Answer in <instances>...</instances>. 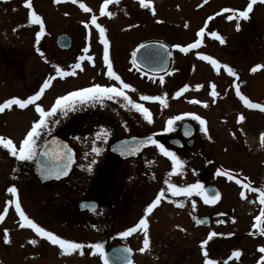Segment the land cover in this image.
Masks as SVG:
<instances>
[{
	"label": "flooded vegetation",
	"instance_id": "flooded-vegetation-1",
	"mask_svg": "<svg viewBox=\"0 0 264 264\" xmlns=\"http://www.w3.org/2000/svg\"><path fill=\"white\" fill-rule=\"evenodd\" d=\"M1 1L3 0H0V2ZM16 1L18 2L21 19L24 18V22L26 24V21L29 20V12L31 10L25 6V0ZM133 1L134 0H119V3L110 4L106 11L113 13V15L111 16L100 15V8L103 6V0H77L75 4L72 3L71 0H61L60 3H56L55 0H48V3L46 2V0H31V3L33 5V10H35L38 15H48V24L46 25V27L54 24V22L57 21L58 17L62 18L63 20L68 19V14L73 12L72 17L74 20H76L79 15L80 17L83 16V18H87V20H90L92 15H96L98 17V23H100L106 28L107 34L109 28L103 22L104 19L106 23H112L114 22L116 17H119L120 15H131L134 10L131 7V5H133L134 3ZM167 1L169 0H163L162 3H165ZM174 1L175 3L172 6L171 4L166 6L167 11H164V13L182 17L184 11L190 12L191 17L193 16V21L196 20V23L192 24L191 22L190 25H187V28H193L190 32L191 36L195 38L190 43H194L197 39H201L202 44L199 48H194L189 50L187 53H182L181 51L176 50L173 47V45H176L175 42L169 43L166 41H161L171 49V68L169 69L167 75L163 77V80L172 78L175 79L176 83H181V81H183V78H181L182 74L180 73V71L176 72L174 69L175 58H190L192 60L191 63L193 65L196 63L207 69L206 74L210 77L208 79H205L206 84L201 81H198L197 85H201L202 87L197 89L194 87L196 95L205 92V94L203 95V97H205V100H202V103L206 102L207 106L205 107L203 105V107L201 103L198 104L192 101V103H194L192 109L190 110V112L184 113H194L199 115L201 118L205 119V127L208 129V132H202L200 130L201 126L199 125V122L193 120L190 116L184 117V119L180 121H176L174 125V131H163L167 127V120L157 122L158 127L155 131H151L149 130L151 129V127L148 126L151 123L147 121H137V114L141 113L136 111L131 106L125 107V101H123L122 98L119 99L120 103H101L99 101H87L85 103L75 104L74 110H78V112L76 115L71 116L69 118L70 122H73V124L71 125L73 127V130H77L76 137H74L75 134L70 131L69 124L62 125L59 130L54 132V135L67 140L69 144H71L70 140L80 138L81 135L87 136V134L84 133V129L91 125V121H89V118H87V114L103 112L102 109L107 107L109 108V112H116V117H118L120 112L123 113L127 119L124 120V118L122 117L123 121L118 122L119 118H116V124H119L120 126H122L123 124V126L126 128V133H123L122 135H118L116 137H107L108 147L106 150L107 153L103 158V162L96 170H94V174L91 176L88 183H83V185L60 184V182L64 181L65 179L71 178L70 173L71 171H73L72 169L65 179H61L59 181L41 180L34 168V162L36 157L31 161H17L22 162V164H16L15 169H13L14 167L10 169V173L8 176L7 167L10 161L13 162V156H11L10 152L7 149H4L2 146H0V215L4 216V219L0 221V262H2V264H10V262H12V264H104V256H101L99 252H95L89 247V245L95 243L102 244L104 247L105 254L111 247L118 245L127 246L126 244L122 243L124 242V240H130L131 238H135L136 236L145 237L144 229H138L136 232L130 234L127 237L120 236L121 232H124L128 228L135 226L141 218H146L148 221V234L154 232H161L164 235L168 234H166V232H169L168 230H171L174 227V225H171L172 216H178L176 211H179L181 207H178L177 204H174L172 202L169 203L161 201L151 213L146 214L145 209L147 205L152 200H154L159 193H153L150 189H148V187L145 186L149 182L151 176L149 172L144 170L143 168H145L146 164L149 161L156 158L165 161V163L163 164V168L161 167V177L164 179L165 182L169 181L177 184L178 182L176 179V173H172L171 171V159L165 157L159 151V148L157 146L151 145L144 147L134 158L124 161L120 160L109 152V146L113 142L120 139L144 138L148 136H153L154 139L164 144L165 147L169 148L170 151H174L180 158L187 156H189L188 158H190V156L194 158H200V155H203L204 157L207 156V161H212V163H209L208 165V170L211 171L213 174H216L217 169L234 170V168H230L229 166H227L226 163L220 160L223 158H216L217 152H220V157L228 159V163H231L230 161L237 162L238 160L240 163V168L243 164V168L239 169L242 170L239 173L240 175H242V177L238 178L241 179L243 183L250 182L252 187H264L261 182H255L254 179L245 180L244 178L247 177V172L243 170L245 169L248 171L250 169L253 173L257 172L259 169L260 172L264 171V143H262L260 139L261 134H264V130L261 132V134L255 136L256 138H251V135L248 134L247 131H245V127L247 124V115L259 114L261 116L264 111L247 107L243 100H241L240 97L236 94L235 87L236 84H239L241 94L251 100L247 94L248 82L245 79H251L254 73L251 71L252 68L248 66V63H245V69H243L242 67V70H239V68L229 64L228 60H221L215 55V50L222 48L221 45H217L220 44L219 41L216 42L208 40L210 38H213L210 35L212 31H216L219 35L223 37L229 35V33L241 35V33H244L247 30V27L250 23L259 24L262 30L258 29L259 26L254 27V31L257 33V39L250 41V44L256 45L255 47L257 48V54L259 55L257 64L263 65L262 60L264 59V4L257 2L254 5L253 11L250 13V18L248 20L240 19L238 21L235 18L233 20H228L226 18V25H216L214 21L217 17L227 16L231 14L222 12V9L229 8L243 10L249 0H223V2H220L218 6H215L214 1L204 0V4L205 6H207V8L205 9L206 12L211 13H207L206 19L207 21H209L208 17L212 16L213 22L209 24L207 23L205 35L203 37H199L197 33L201 27H205L206 22L204 18H202L201 22H197L200 20V17L197 14V11L199 10L198 6L200 4V0ZM81 3L91 8L92 12H85L80 7ZM44 9L46 11H44ZM55 15H57L58 17H55ZM257 16L259 17V21H257L256 19ZM77 23L79 24V22ZM237 23H239L240 25L239 30H237L236 28ZM30 25L31 26L28 29L34 30L38 28V26H36L35 24L30 23ZM64 25L66 26V29L69 27L68 22ZM125 28L126 27L124 26L121 27V33L129 34L131 31L126 30ZM66 29L65 31L60 32L56 36V38L60 35H67L71 39L69 43V48H58L56 45L55 38L54 41L50 42V49L52 57L57 58L56 62H46L48 66L58 65L66 71H74L76 75L58 77L55 75L54 72L52 73L54 79L50 81V86L51 84L56 85V83L59 81L66 82L67 80H71L75 84V90H77L83 87L91 86L94 81L98 82L102 80V78L103 80H105L107 77V67L103 62V44L100 42V40H96L99 38V36L94 39V36L91 35V40L81 41L80 43H78V45L75 46V42L73 41L72 37L68 34V31ZM173 31L174 30H170L168 33L171 34ZM151 40H157V38H153ZM147 41L149 40L135 44H133L134 42L131 43L127 40H118L115 42L109 41L110 60L112 61L113 69L117 72L118 75L121 76V78L125 82L131 84V80L135 79L141 80L144 83L150 81L160 82V78L153 79L141 73L132 66V53L140 44ZM241 43L243 44V42ZM242 44L239 53H243L240 57V62L242 61L244 64V52L248 43L246 40H244L245 48L243 52ZM224 45L227 48L228 44L226 42L224 43ZM37 47L38 46H34L33 49ZM86 47L89 49L88 52L83 51V49ZM197 53L210 55L213 58L219 60L222 65L227 64L228 66H231L236 70L237 76L233 77L223 67H221L218 72L210 64V62L200 59ZM81 55H84L86 57L91 56L93 59L80 61L79 57ZM48 58L51 60H55L51 57H46V60ZM140 60H142L144 63H147V59L145 57H141ZM10 61H14L16 62V64H21V68H24V66L25 68H27L29 66V63L25 62V60H19L18 58L9 60L6 57L0 56V66L10 63ZM75 63H80L82 65V68H72V65ZM33 65H35V72H32L33 80L31 83V88H29L30 91L28 90L26 92L23 88H20V90L15 95H10L9 97L5 96L3 99L0 98V103L4 102L5 100L11 97L27 98V96L33 95L36 91L39 90L40 83L36 82V76L38 75L40 64L38 62H34L32 66ZM117 65H123V71H120V68ZM87 70L93 71V74L89 76L85 75ZM203 73L204 72L198 74H188V78L185 76V79L190 81L193 79V75L196 76V74L197 78L202 79L204 76ZM257 78L259 83L261 85L263 84L264 87V67L258 69ZM79 79L84 83L83 85H80L82 82ZM112 83L116 86H119V82L115 81L114 79ZM213 84L215 85V91L218 93L215 98H213L211 95V92L213 91ZM222 84L224 85L223 87ZM205 85H207L206 90H204ZM50 86L48 89L51 90ZM128 93L134 102L142 103L145 107L150 110L149 103H151V101H143L140 99L141 95H147L146 93L140 95H137L135 91H131ZM183 95L184 93H182L179 97H176L175 93L171 92V96L175 97V100L181 98ZM58 96H61V93L58 94ZM228 98L231 99L230 104L234 108L233 113L231 112V110L229 113H227L226 111L227 105L224 103ZM213 100H215V102H213ZM252 102L262 104L261 102ZM35 103L40 104V99L38 101H35L34 104ZM34 104L29 105L24 109H20L18 106H13L11 109H7L4 112H0V135L6 137V127L4 125L5 121H3L5 117H9L10 120L16 118L18 122L19 120H21V118H26L27 121H29L27 115H31L30 122L32 125V123L39 118V114L35 111ZM166 105V110L168 108H173L172 111H174V108L177 107L175 103H169ZM9 110L11 111V114L8 113ZM70 111L71 110H67V112ZM23 113H25L26 115H24ZM172 113L173 112H171L170 114ZM184 113H180L177 115L183 116ZM84 114L86 115L84 116ZM240 115H243L245 117L243 121L239 120ZM185 123L189 125L190 131L192 133V136L187 139L184 137L185 135L182 131V125ZM209 136L211 137V139H209ZM24 137H22V139ZM190 140L192 142L191 147L189 146ZM38 143L39 140L37 141V144ZM205 144L208 145V149H204ZM199 145L203 147L200 148ZM39 148L40 146L37 148V154ZM191 151H194V153L189 154V152ZM8 154L9 160H7L6 158V155ZM131 161L138 162L135 163L137 165L136 167L127 171L129 172L130 179L129 184L126 185L123 182V178H126V176H128L127 172L120 174L118 169L115 168V165L117 162ZM12 165L13 163L10 164V166ZM2 167L5 168L2 169ZM221 176L226 177L225 175ZM79 177L82 180L84 174H81L79 172ZM197 177L199 178V176ZM81 180L78 179V177L76 176L75 182L79 181L81 183ZM8 181L11 183V187L15 186L17 188V196L14 197L11 193L7 191ZM202 182L205 186L210 184L216 187L217 191H219V193L221 194L219 186H217L216 182L213 180V176H210L208 180ZM234 186L237 190L236 195L239 203L244 204L250 202V205L254 208H264V205L259 204L258 193L243 189V187L241 188V190H238L235 184ZM241 191L245 192V198H242L240 196ZM17 198L21 203L22 209L25 211L26 215L29 218L34 219L35 222L40 224L46 230H50L54 234H57L62 238L82 243L85 245V247L82 250H78L77 252L61 255V250L58 245H52L49 241H47L46 238L39 237L34 232V230H31L26 227V230H30V233H23L25 236L28 237L21 239L20 244H23L25 247L28 246L29 248L23 250L19 248L17 252L8 254L5 248L6 243L4 241V230H8L7 213L9 210L15 209V204L12 203L11 205H9L7 202L9 200L15 201ZM197 200L199 204V200H202L201 203L204 206H207V208L211 210V213L213 212L212 215L211 213L210 215L208 214L209 216L204 214L200 215V217H208V225L206 227H201L196 222L199 229H205L208 231V235L211 232L216 233L217 229H219L218 227L224 228L229 225V223L227 224V221L225 222L220 216H224V218L228 221L233 220L234 213L232 207L227 205V208L225 207L221 209L224 204L222 198H220L215 204H205L201 197H197ZM84 203L91 204H88V207H84ZM92 205H95L94 211L90 210ZM5 208L8 209L6 213L4 212ZM125 212H129V216H126L124 214ZM259 214L260 211L256 212L253 216H251L249 219V224L246 220H244L245 222L241 224V226H237L240 229L243 228V235L245 237H251L252 239L256 238L255 242L257 244L252 248V251L246 253L245 248V251L242 252L243 254L250 255L252 258H254L251 264H258L260 256L264 255V253H260L258 251V248L260 246H264V235H260L259 230L252 227V225L256 223L255 217ZM200 217L198 216L195 218L199 219ZM121 218L125 219L120 222L119 220ZM14 219L16 224H18L17 226H20L21 221L19 218V214L16 211ZM239 220L236 221L238 222ZM237 222H235V225H231L234 231L237 230ZM120 230L122 231L119 232ZM9 233L12 234V231H8V235ZM253 233H255V235H253ZM229 236L232 237L233 235L230 234ZM215 237H213L209 241L210 249L208 255L210 256V258H207L216 260L217 262L221 261V264H225V261L227 262V264L232 263L233 261L235 262V260L239 262L240 257L235 258L231 256L232 252L235 250H220L219 248H215ZM32 239H36L37 244H31L30 241ZM105 239L106 242H111V244L106 246ZM128 249L131 250L129 251L131 264H153L151 260H153V262L157 264L155 258H157L158 256L163 257L164 264H184L183 252L179 249L146 248L143 252L137 249ZM81 251L83 254H81Z\"/></svg>",
	"mask_w": 264,
	"mask_h": 264
},
{
	"label": "rangeland",
	"instance_id": "rangeland-1",
	"mask_svg": "<svg viewBox=\"0 0 264 264\" xmlns=\"http://www.w3.org/2000/svg\"><path fill=\"white\" fill-rule=\"evenodd\" d=\"M48 0H46L47 2ZM51 1V0H50ZM207 1V0H206ZM215 2V6H218L220 2H223V0H210ZM133 5L131 7L134 9L131 15L123 16L120 15L119 17H116L114 22H107L104 19V23L108 26V33L106 34V38L109 41H130L131 43H139L146 40H151L153 38H157V40L160 41H166V42H175L176 44H180L181 46H185L191 41H193L195 38L191 36V30L193 28L189 27L187 28L185 25H190L191 22L196 23L193 21V16L191 17L190 12L184 11L183 16H177V15H169L166 12V6H171L175 3L174 0H169L165 3H162L163 0H151L152 7L151 8H143L140 4V0H134ZM48 3V2H47ZM198 6V5H197ZM154 8L155 14H153L152 9ZM207 6L204 4V0H200V4L198 6L197 14L200 17V20L197 22H201L202 18H204L206 21L207 13L206 9ZM44 11H46L44 9ZM188 14V15H186ZM211 14V13H209ZM41 17L44 20L45 23V34L40 38V40L37 42L36 40V33L39 31V26L37 29H28L31 25L29 20L26 21V24L24 22V18L21 19L20 10L18 7V2L16 0H3L0 2V56L6 57L9 60L11 59H19V60H25V62L29 63V66L27 68L22 67L21 64L10 61V63H7L5 65L0 66V98L9 97L10 95H15L20 88H23L26 92L31 88V83L33 80L32 72L34 70L35 65L34 62H38L40 64L38 75L36 76V82L40 83V86H42L43 81L47 79L49 76H52V73H54L55 66L51 65L48 66L47 62H56L57 58L52 57L51 49H50V42L54 41L56 36L62 32L65 31V25L68 22V28L66 29L68 31V34L72 37L73 41L75 42V46L78 45L81 41L84 40H91V35L94 36V39L99 36L98 30L95 28L94 25H91L89 23L88 27H85V23L82 22H89L90 20H87V18H83V16L76 18V20L73 19L72 13L68 14V19L63 20L62 18L55 15L57 18V21L54 22L51 26L46 27L48 24V15L43 16L40 14ZM228 16V15H227ZM227 16H219L215 19V24H227L226 18ZM197 17V18H199ZM257 21H259V17H256ZM75 22V24H74ZM79 22V24L77 23ZM212 20L207 21V23H212ZM55 25V26H54ZM126 27V30H130L131 32L129 34H122L121 33V27ZM259 26V30H262L259 24H252L250 23L247 27V30L244 33L235 34V33H229V35L225 36V42L228 44L227 48L224 44H217L221 45L222 48L215 50V55L219 57L221 60L225 61L228 60L229 64L239 68V70H242L246 68V64L248 63V66L253 68L258 63V54H257V48L255 47V44H250V41L256 40L257 33L254 31V27ZM13 29H16V31H13ZM230 29V28H229ZM170 30H174L171 34L168 33ZM263 36H264V30H263ZM96 40H100L99 38ZM210 41H216L215 38L208 39ZM244 40L247 41V47L245 49V61L244 64L241 61L240 57L241 53H239L241 48V42H243V50L245 48ZM237 42V43H236ZM236 43V44H235ZM34 46H38L37 48L39 51H37V48L33 49ZM129 46V44H128ZM3 53H2V52ZM264 52V50H263ZM43 53V55H41ZM262 55V54H261ZM264 56V55H263ZM46 57H51L55 60L47 59ZM174 59V58H173ZM47 61V62H46ZM190 58H175L174 59V69L176 72L180 71L181 78H183V81L181 83H176L175 79L169 78L167 80H164V83L161 84L157 81H150V82H143L141 80L135 79L131 80V85L134 86L136 89V94H147V95H163L164 93H167L166 96V104L169 103H175L177 105L176 108H168L165 109V105H161L158 101H151L149 103L150 112L152 114V122L150 125L151 131H155L157 126V122L168 120L171 116H176L177 114L184 113V112H190L192 109L194 103L192 101L199 100L202 102V100H205V97L203 95L205 92H202L201 94L196 95L194 87L197 89V82L201 81L206 84V80L210 76L207 75V69L205 67H202L198 64H192ZM255 63V64H254ZM262 63L264 65V59L262 60ZM24 65V64H23ZM120 68V71H123V65H117ZM204 72V76L202 79L197 78V74ZM257 72H254L251 79L247 80L245 79L247 83V94L249 98L252 101L255 102H261L262 105H264V87L263 84L261 85L257 78ZM50 73V74H49ZM196 74V76L193 75L192 80H186L185 76L188 78L190 74ZM43 74V75H42ZM45 74V76H44ZM93 74V71L87 70L85 75L89 76ZM189 74V75H188ZM245 78V77H244ZM80 80V79H79ZM194 80V81H193ZM81 81V80H80ZM82 82V81H81ZM113 79H109L106 77L105 80L100 81H94L93 84H101V85H114ZM218 82V81H217ZM82 82L80 85H83ZM74 83L71 80H67L66 82L59 81L56 83V85L50 86V89H46L45 92L42 94L40 98V104L47 110L50 109V107L54 104L55 99L58 96V94L61 93V95H64L70 91L75 90ZM184 85H188L189 88L187 91L184 92V95L181 98H178L175 100V97L171 96V92L176 93V91L180 88H182ZM208 85V84H207ZM204 87V90H206V86ZM224 85L222 84V87ZM201 88V87H199ZM30 91V90H29ZM127 94L128 92H131V90H126ZM30 93V92H29ZM119 99L117 98L114 100H107L105 99L103 103H120ZM81 102H77L76 104H80ZM85 103V102H83ZM231 99H226V102L224 104L227 105L226 111L227 113L234 112L233 106L230 104ZM203 106L204 103H201ZM204 107V106H203ZM103 112L99 113H93V114H87V118H89V121H91V125H89L87 128L84 129V133L87 134V136H80V138H76L71 141V148L75 152L76 157V163L73 166L69 179H65L64 181L60 182V184L69 185V184H75V185H83V183H88L91 176L94 174V170H96L101 163L103 162V158L106 155L107 150V139L97 138V134L100 132L101 129H106L109 133L108 137L113 136L116 137L118 135H122L123 133H126V128L123 126H120L119 124H116V118L118 119V122H122L126 119V116L123 113L119 112L118 117H116V112L112 111L109 112V108L105 107L102 109ZM78 110H71L70 112H67L65 115L63 111H58L57 115L49 119V123L47 126V129L44 133L41 134V139L39 140L38 145L41 146L42 143L46 139H48L50 136L54 135V132L59 130L62 125L69 124L70 131L73 132L76 137L77 130H73V127L71 126L73 122H70L71 116L76 115ZM173 112L172 114H170ZM11 114V111L9 112ZM26 113V112H25ZM23 113L24 115H26ZM86 114H84L85 116ZM9 116V115H8ZM29 121H27L26 118H21L17 122L16 118L13 120H10L9 117H5L3 119L4 125L6 127L5 133L6 137L11 138L17 146L19 145L20 141L22 140V137H24L27 133V131L31 128V115H27ZM137 121H146L142 114H137ZM148 122V121H147ZM264 130V113L261 114V116L248 114L247 115V124L245 127V131H247L248 134L251 135V138H256L255 136L261 134V132ZM4 131V130H3ZM96 147L100 151L98 153H94L92 151V148ZM199 147H203L199 145ZM208 145L205 144L204 149H208ZM194 151L189 152V154H193ZM212 154V151H211ZM216 158H223L220 159L224 163L227 164L230 168H234L233 173L238 176L237 178H241L242 175L239 173L242 170H239L243 168V164L240 168V163L237 160V162L228 163V159H224V157H220L221 153L217 152ZM183 157L181 158L185 164L182 169H180L176 173V179H177V186H187L188 184L195 183L197 181H206L209 179L210 176H213V180L216 182L217 186L220 188V192L222 194V200H223V208H227V205L232 207L233 209V220L228 221L224 218V216H220L227 224L226 227H218L216 233V247L221 249H231V250H240L241 253L245 251L246 253L251 252L252 248L257 244L255 242V239H252L251 237H245L243 235V228H238L243 224L246 220L249 224V219L251 216H253L256 212H259L261 209L254 208L250 205V202L247 203H239L236 195V188L234 184L237 186L238 190H241L242 186L241 184L234 183V180L231 182H227V177L223 176H217L216 174H213L211 171L208 170V161L207 156L200 155V158H194L191 157L188 158ZM7 160H9V154L6 155ZM20 160H17V158L13 157V162L10 161L8 163V176H9V170L15 169L16 164H22V162H17ZM95 161V163H92ZM219 161V160H218ZM138 161H131V162H117L115 165V168L118 169L119 173H126L128 170L133 169L137 165ZM13 163L12 166L10 164ZM165 161H162L158 158L153 159L149 161L144 170L148 171L150 174V180L145 185L150 189L153 193L160 192L161 189L165 191V198L161 201L164 202H182L184 204V207H181L179 211H176L178 216H172L171 225L174 227L171 230H168L169 232H166L167 235L162 234L161 232H154L148 234L149 239V247L147 249H156V248H168V249H179L183 252V259L184 264H204L205 257L204 252L207 251L209 254L210 249V243L207 245H202V242L207 239L208 237V231L199 229V227L196 224L195 217H200V215H207L209 216L211 213V210L207 208V206H204L200 201V204L198 203L197 197L193 195L192 197H185L183 194L179 196H173L171 192L167 191V183L164 181V179L161 177V167L163 168V164ZM18 165V166H19ZM89 165H91V171H89ZM225 165V164H224ZM5 167H2V169ZM80 170V171H79ZM208 170V171H207ZM245 172H247V179H254L255 182H261L264 186V171L260 172V169L253 173L250 169L247 171L243 169ZM79 172L81 174H84V177H79ZM126 178H123V182L128 185L129 184V172H127ZM76 176L78 179L81 180V183L79 181L75 182ZM199 176V178L197 177ZM210 182V181H209ZM172 183V182H171ZM11 187V183L8 181V188ZM192 200L196 201V208H192ZM231 203V204H228ZM217 209V208H216ZM213 213V212H212ZM211 213V215H212ZM126 216H129V212L124 213ZM209 214V215H208ZM7 228L8 231H12V234L9 233L10 243H6L5 248L7 250L8 254L15 253L20 249H27L28 246H24L23 244H20L21 239L27 238L28 236H25L23 233H30V230H26V227L21 228L20 226H17L15 222V209H11L7 213ZM195 218V219H194ZM245 218V219H244ZM125 218H121L119 221L122 222ZM243 219V220H239ZM236 220H239L238 222ZM237 230L234 231L231 227V225H235ZM238 226V227H237ZM212 229V228H211ZM224 229V230H223ZM120 230L119 232H121ZM161 233V234H160ZM232 234L233 236H229ZM226 236V237H225ZM23 237V238H22ZM144 236H136L135 238H131L130 240H124V244L129 246L128 248H131L132 250H140V248L144 247L143 241ZM116 242V241H114ZM113 243V242H112ZM111 242H106L105 239V245H110ZM160 246V247H159ZM210 258V256L208 255ZM157 261V264H164L163 257L158 256L155 258ZM252 258L250 255H245L242 253L240 256L239 262L235 260L232 263L229 264H251ZM10 260V259H9ZM153 264H156L151 260ZM2 264V262H0ZM12 264V262H10ZM217 264H221V261L217 262Z\"/></svg>",
	"mask_w": 264,
	"mask_h": 264
},
{
	"label": "snow or ice",
	"instance_id": "snow-or-ice-1",
	"mask_svg": "<svg viewBox=\"0 0 264 264\" xmlns=\"http://www.w3.org/2000/svg\"><path fill=\"white\" fill-rule=\"evenodd\" d=\"M56 3H60L61 0H55ZM72 3H76L77 0H71ZM259 2L264 4V0H249L246 7L243 10L239 9H229L225 8L222 9V12L225 13H231L227 16L228 20H233L234 18L238 21L240 19L248 20L250 18V13L253 11L254 5ZM112 3H119V0H103V6L100 8V15H108L111 16L113 13L107 12L106 9L108 6ZM140 4L143 8H150L151 7V0H140ZM25 6L30 9L29 12V22L31 24H35L39 26V31L35 34L37 42L40 40V38L45 34V23L41 15H38L35 10H33V5L31 3V0H25ZM80 7L88 13L92 12V9L87 7L85 4L81 3ZM153 14H155L154 8L152 9ZM67 15V13H66ZM213 17L209 16L208 20H212ZM85 23V27L87 28L89 23L91 25H94L95 28L98 30L99 39L100 42L103 44V62L107 67L106 75L109 79H114L115 81L119 82V86L116 85H101V84H92L88 87H83L77 90L70 91L64 95H61L55 99L54 104L50 107V109H45L42 105L39 103H35V101H38L42 94L45 92L47 88L50 86V81L54 79V77L49 76L47 79L43 81L42 86H40L39 90L36 91L33 95L27 96V98H19V97H11L5 100L4 102L0 103V112H4L7 109H11L13 106H18L20 109H24L29 105L35 106V111L39 114V118L34 121L31 125V128L29 131H27L25 137L20 141L19 145L14 143V141L11 138H6L2 135H0V146H2L4 149H7L11 156L17 158L20 161H31L35 157H37V148L39 145L37 144V141L41 139V134L44 133L47 129L49 119L57 115L58 111H63L64 114H67V110H74V105L79 101L81 103L87 102V101H99L103 103L105 99L107 100H114L117 98H122L123 101H125L124 106L128 107L131 106L136 111L140 112L144 119L148 121L149 123L152 122V114L150 110L145 107L142 103L134 102L132 98L127 94L126 90L136 91L133 85L130 83L125 82L120 75L117 74L116 71L113 69L112 61L110 60V52H109V46L110 42L106 38V28L102 26L100 23H98V17L96 15H92L89 22H82ZM207 26V21L205 22V27H201L197 33L199 37H203L205 35ZM187 27V25H186ZM239 23H237L236 28L239 30ZM13 31H16V29H13ZM210 35L219 41L220 44L225 43V39L223 36L219 35L216 31H212ZM202 44L201 39H197L194 43H189L187 46H181L180 44L173 45L174 48L179 49L181 52L187 53L189 50L194 48H199ZM141 48L146 47L145 45H140ZM161 47H164V45H161ZM88 48H84V52H88ZM37 51L39 49L37 48ZM43 55V53H41ZM167 55H171V53H167ZM200 59L210 62V64L219 72L221 67L225 68L227 72L232 75L233 77L237 76V72L234 68L231 66H228L227 64H221V62L215 58H213L210 55H205L202 53H197ZM132 63L135 65L137 63V53H132ZM93 58L91 56H84L81 55L79 57L80 61L84 60H92ZM264 67L262 64H256L251 71L254 73L257 71V69H260ZM72 68L75 69H81L82 65L80 63H75L72 65ZM55 75L58 77H66L69 75H76L74 71H66L62 69L60 66H55ZM160 83L163 84L164 80L163 77L160 78ZM202 87L201 85H197V88ZM236 94L240 97L241 100L247 105V107L251 109H260L264 111V105L259 103H253L251 100H249L246 96L242 95L240 92V85L236 84ZM189 88L188 85H184L182 88H180L176 93L175 96L179 97L182 93L187 91ZM213 91L211 92V95L213 98H215L218 93L215 91V85H212ZM166 96L167 93H164L163 95H141L140 99L143 101H158L161 105H166ZM194 103H202L199 100H194ZM215 102V100H213ZM204 106L206 107L207 104L204 102ZM190 116L193 120H196L199 122L200 130L204 133L208 132V129L205 127L206 121L205 119L201 118L199 115L194 113H184L183 116L176 115L171 118H169L166 122L167 127L163 130L165 132H171L174 131V125L176 121H180L184 119V117ZM245 117L243 115H240L239 120L243 121ZM192 133L188 129V127L184 126V135L190 136ZM109 133L106 129H101L100 132L97 134V138H103L107 139ZM209 139L211 137L209 136ZM261 142L264 143V134H261ZM51 147L49 146V141H44L43 150L40 152V155L43 157L48 158L47 161H40L39 159L37 162L40 164L42 175L47 176H55L57 179L61 176H65L68 174L71 165L73 163V154L72 149L68 147L67 144H61L60 142L53 139L51 142ZM127 142H125L126 144ZM155 145L159 148V151L165 156L171 159L172 163V173H177L180 169L184 167L185 162L178 157V155L174 151H170L169 148L165 147L164 144L160 143L158 140L154 139L152 136H148L145 139L140 140L136 146L132 149H126L129 154H134L135 152H138L140 147L146 146V145ZM92 151L94 153H98L100 150L96 147L92 148ZM123 154V153H122ZM92 163H95L93 161ZM208 163H212V161H208ZM89 171H91V165H89ZM216 175H225L228 180H235L237 184H241L243 189H247L251 192H256L259 194V204L264 205V187H252L251 183H243L241 179H238L236 175H234L233 171L231 170H224V169H217ZM247 180V178H244ZM167 183V191L171 192L173 196H179L183 194L185 197H192L193 195L201 197L203 199V202L205 204H215L220 198L221 194L219 191H215L214 194H210L209 189L205 187L203 183L200 181H197L195 183L188 184L187 186H177L175 183H171L169 181H166ZM9 193L12 194V196H17V188L15 186L9 187L7 189ZM240 196L242 198H245V192L241 191ZM165 198V191L163 189L160 190L159 194L155 197L154 200H152L146 207L145 212L146 214L151 213L154 208L158 206V204L161 202L162 199ZM9 205L12 203L15 204V211L19 214L20 218V227H27L31 230H34V232L39 236L46 238L47 241H49L52 245H58L61 250V255L63 254H71L73 252H77L78 250H82L85 245L79 242H75L70 239L62 238L61 236L54 234L50 230H46L44 227H42L40 224L34 221V219L29 218L25 211L22 209L21 203L19 199L17 198L15 201L9 200L7 202ZM172 203L177 204L178 207H184V204L182 202L172 201ZM192 208H196V201L192 200L191 202ZM85 207H88V205H85ZM91 210H95V205L91 206ZM8 211L7 208L4 209V212L6 213ZM4 219L3 215H0V221ZM195 219V218H194ZM256 223L252 225L253 228L259 230L260 235H264V208H261L260 214L255 217ZM196 222L203 223V220L197 219ZM220 222V221H218ZM138 229H144L145 230V238L143 241L144 247L140 249L141 252H143L146 248L149 247V239H148V221L146 218L139 219L138 223L128 228L126 231L121 232L120 236L127 237L130 234L136 232ZM255 235V233H253ZM217 236V233L211 232L208 235V238L205 239L202 242V245H207L209 241ZM4 241L5 243H10V238L8 235V230H4ZM31 244L35 245L37 244L36 239H32L30 241ZM91 249H93L95 252H99L101 256H104V247L102 244L95 243L89 245ZM125 251H131L130 249H125ZM258 251L260 253H264V246H260L258 248ZM81 254L82 251H81ZM242 255L240 250H235L232 252L231 256L235 258H239ZM205 261L204 264H217L216 260L208 259V252H204ZM104 264H108V259L105 257ZM128 264H131V261H128ZM225 264L227 262L225 261ZM258 264H264V255L260 256V259L258 261Z\"/></svg>",
	"mask_w": 264,
	"mask_h": 264
},
{
	"label": "water",
	"instance_id": "water-1",
	"mask_svg": "<svg viewBox=\"0 0 264 264\" xmlns=\"http://www.w3.org/2000/svg\"><path fill=\"white\" fill-rule=\"evenodd\" d=\"M55 41H56V45L58 48L67 49V48H69V43H70L71 39L67 35H60L56 38ZM142 45H145L146 47L141 48L139 46L134 51L137 53V63L135 65L132 63L133 66L136 69H138L139 71H141V72H143L146 75H149L151 77L158 78V77H162V76L166 75V73L168 72V70L170 68V62H171V55H167V53H169V52L171 53L168 46L163 44L162 42H159V41H149V42L143 43ZM161 45H164V47H161ZM141 57H145L147 59V63H144L142 60H140ZM132 59H133V57H132ZM185 125L190 130L189 125H187L185 123L182 125L183 133H184V126ZM191 136H192V134L190 136H184V137L187 139V138H190ZM145 138H147V137H144V138H124V139L117 140L109 146V152L112 155L116 156L118 159L123 160V161L134 158L144 147L151 146V145L149 144V145L140 147L139 151L135 152L134 154H129L128 151H126V149L134 148L140 140L145 139ZM53 139L60 142L61 144H67L68 147L70 148L67 141L62 140L56 136H52L47 140V141H49L50 147L52 146L50 142ZM125 142H127V143L125 144ZM189 142H190L189 146L191 147V145H192L191 140ZM43 146H44V143L41 145V148L37 154V157H36L35 163H34V168H35L36 172L38 173L40 179L44 180V181H51V180L52 181H59L65 177H67L71 168H70L67 175L61 176L58 179L55 176L45 177V175H42L40 164L37 162V160L38 159L40 161H47L48 160V158L40 155V152L43 150ZM72 154H73V163H72L71 167L75 163V157H74L73 150H72ZM206 188L209 189L210 194H214V192L216 191V189L210 185L206 186ZM88 204H91V203H84V207H85V205H88ZM90 210H91V208H90ZM91 211H93V210H91ZM199 219L204 221L203 223H199L200 226L205 227L208 225V218L207 217H201ZM216 225H217V223H216ZM125 249H128V248L124 245L115 246V247L109 249L104 254V259H105V257L108 259V264H128V261H130V252L125 251Z\"/></svg>",
	"mask_w": 264,
	"mask_h": 264
}]
</instances>
